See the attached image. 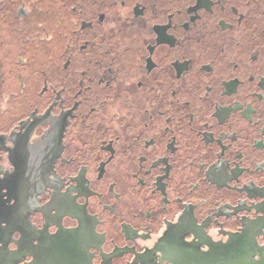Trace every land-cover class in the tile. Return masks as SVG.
Here are the masks:
<instances>
[{"label":"flooded vegetation","instance_id":"flooded-vegetation-1","mask_svg":"<svg viewBox=\"0 0 264 264\" xmlns=\"http://www.w3.org/2000/svg\"><path fill=\"white\" fill-rule=\"evenodd\" d=\"M67 231L91 264L264 248V0H0V264Z\"/></svg>","mask_w":264,"mask_h":264},{"label":"water","instance_id":"water-1","mask_svg":"<svg viewBox=\"0 0 264 264\" xmlns=\"http://www.w3.org/2000/svg\"><path fill=\"white\" fill-rule=\"evenodd\" d=\"M259 255V259L255 255ZM37 264H91L87 246L75 231L46 237L38 248ZM186 264H264V248L244 236L232 237L227 243L210 245L196 253Z\"/></svg>","mask_w":264,"mask_h":264},{"label":"rangeland","instance_id":"rangeland-1","mask_svg":"<svg viewBox=\"0 0 264 264\" xmlns=\"http://www.w3.org/2000/svg\"><path fill=\"white\" fill-rule=\"evenodd\" d=\"M16 55H18V54H16V53H15L13 58H15V57H16ZM20 55L23 57V55H22V54H19V56H20Z\"/></svg>","mask_w":264,"mask_h":264}]
</instances>
